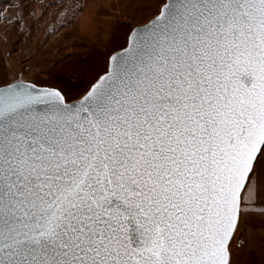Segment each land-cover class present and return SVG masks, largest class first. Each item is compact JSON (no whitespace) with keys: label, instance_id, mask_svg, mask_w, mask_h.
<instances>
[{"label":"snow or ice","instance_id":"snow-or-ice-1","mask_svg":"<svg viewBox=\"0 0 264 264\" xmlns=\"http://www.w3.org/2000/svg\"><path fill=\"white\" fill-rule=\"evenodd\" d=\"M131 56L78 103L0 92V264H230L264 161V0H167Z\"/></svg>","mask_w":264,"mask_h":264},{"label":"rangeland","instance_id":"rangeland-1","mask_svg":"<svg viewBox=\"0 0 264 264\" xmlns=\"http://www.w3.org/2000/svg\"><path fill=\"white\" fill-rule=\"evenodd\" d=\"M164 1L0 0V85L28 80L80 97L107 70L108 52L126 45L112 27L144 23ZM254 169L262 181L264 161ZM229 250L230 264H264V196L242 210Z\"/></svg>","mask_w":264,"mask_h":264},{"label":"water","instance_id":"water-1","mask_svg":"<svg viewBox=\"0 0 264 264\" xmlns=\"http://www.w3.org/2000/svg\"><path fill=\"white\" fill-rule=\"evenodd\" d=\"M167 3V0H165L161 7H160V10L158 11V13H156L154 16H152L149 20H147L146 22L144 23H141V24H137L135 25L129 35H128V39H127V43L126 45H124L123 47L121 48H118L116 49L115 51H113L110 56H109V59H108V66H107V70L104 71L103 73H101L94 81L93 83L90 85V87L78 98H75V99H72V100H67L66 97H65V102H69L71 101L72 103H78L80 101L83 100V98L85 97V95L89 92V90L103 77L105 76L106 73H110L112 71V58L113 57H117V56H121L123 57V62L125 64H128L132 61V56H131V53H132V47H133V38L137 36V34L144 28H149V29H152L153 28V22L155 20H157L161 13L163 12V9H164V6L165 4ZM147 35V34H145ZM242 81L247 85V86H251V83L253 82V78L249 75H243L241 77ZM19 86H26L28 88H35L37 90H58L61 92L62 95L65 96V94L63 93V91L58 88V87H55V86H49V85H40V84H37L33 81H28V80H16V81H13V82H10V83H7V84H4V85H0V92H3V91H6L10 88H18ZM42 108H44V110H47L45 106H41Z\"/></svg>","mask_w":264,"mask_h":264},{"label":"crops","instance_id":"crops-1","mask_svg":"<svg viewBox=\"0 0 264 264\" xmlns=\"http://www.w3.org/2000/svg\"><path fill=\"white\" fill-rule=\"evenodd\" d=\"M87 20H90L89 22H92L93 21V18H92V16H87ZM133 27H127V28H125V27H123L122 29L121 28H117V27H112V29H111V31H110V35H112V38H114V34H118V36L119 37H121V39L122 38H125V40L127 41V38H128V35H129V33H130V31H131V29H132ZM118 31V32H117ZM110 39L111 38H107V40H105L106 42L108 41H110ZM126 44V43H125ZM97 47V46H96ZM122 47V46H121ZM116 49H118V48H112L109 52H108V54L106 55V61H108V59H109V56H110V54L113 52V51H115ZM107 64H108V62H107ZM60 88V87H59ZM61 89V88H60ZM264 180V179H263ZM257 181V183L259 184V188H260V192H259V195L258 196H260V197H263L264 196V181ZM257 196V197H258ZM250 204V206H252V208H253V202H250L249 203Z\"/></svg>","mask_w":264,"mask_h":264},{"label":"trees","instance_id":"trees-1","mask_svg":"<svg viewBox=\"0 0 264 264\" xmlns=\"http://www.w3.org/2000/svg\"><path fill=\"white\" fill-rule=\"evenodd\" d=\"M127 39H128V38H127ZM126 43H127V42H126ZM91 83H92V82H91ZM91 83H90V84H91ZM84 92H85V91H84ZM84 92H83V93H84Z\"/></svg>","mask_w":264,"mask_h":264}]
</instances>
